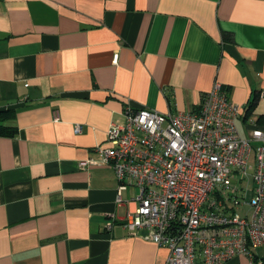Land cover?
<instances>
[{"label": "crops", "instance_id": "obj_1", "mask_svg": "<svg viewBox=\"0 0 264 264\" xmlns=\"http://www.w3.org/2000/svg\"><path fill=\"white\" fill-rule=\"evenodd\" d=\"M215 84L264 131V0H0V264H165L100 150L126 108L196 111Z\"/></svg>", "mask_w": 264, "mask_h": 264}, {"label": "built area", "instance_id": "obj_2", "mask_svg": "<svg viewBox=\"0 0 264 264\" xmlns=\"http://www.w3.org/2000/svg\"><path fill=\"white\" fill-rule=\"evenodd\" d=\"M241 112L215 84L196 111L126 108L124 121L110 124L99 163L115 174L117 206L134 190L136 207L123 227L166 248L165 264H223L236 256L264 264L254 254L264 249V131L254 127L242 137Z\"/></svg>", "mask_w": 264, "mask_h": 264}, {"label": "trees", "instance_id": "obj_3", "mask_svg": "<svg viewBox=\"0 0 264 264\" xmlns=\"http://www.w3.org/2000/svg\"><path fill=\"white\" fill-rule=\"evenodd\" d=\"M14 134V131L11 130L10 128L3 126L2 124H0V135L3 136H12ZM262 262H264V259H261Z\"/></svg>", "mask_w": 264, "mask_h": 264}, {"label": "rangeland", "instance_id": "obj_4", "mask_svg": "<svg viewBox=\"0 0 264 264\" xmlns=\"http://www.w3.org/2000/svg\"><path fill=\"white\" fill-rule=\"evenodd\" d=\"M238 211V213H240V214H242V212H243V210L242 209H238L237 210ZM254 251H256V253H258V254H264V250H254Z\"/></svg>", "mask_w": 264, "mask_h": 264}]
</instances>
